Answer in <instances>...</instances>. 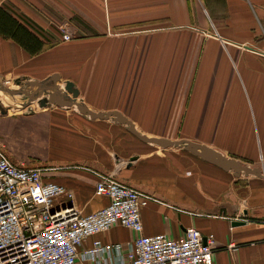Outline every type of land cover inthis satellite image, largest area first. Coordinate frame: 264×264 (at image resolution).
<instances>
[{
  "label": "crops",
  "instance_id": "crops-1",
  "mask_svg": "<svg viewBox=\"0 0 264 264\" xmlns=\"http://www.w3.org/2000/svg\"><path fill=\"white\" fill-rule=\"evenodd\" d=\"M0 6L45 43L32 54L0 34V77L44 81L59 72L92 109L119 110L143 133L204 143L264 173V0H0ZM66 27L81 36L64 40ZM50 92L40 99L48 108L0 120L11 130L5 147L15 163L29 161L20 155L26 147L42 146L45 153L30 155L55 164L44 170L46 178L73 189L83 213L109 203L96 193V172H116L157 198L142 208L144 234L178 238L196 227L214 236L215 264H264V176H237L183 146L145 142L113 116L94 119L50 105ZM137 234L115 226L96 237L126 242Z\"/></svg>",
  "mask_w": 264,
  "mask_h": 264
},
{
  "label": "built area",
  "instance_id": "built-area-1",
  "mask_svg": "<svg viewBox=\"0 0 264 264\" xmlns=\"http://www.w3.org/2000/svg\"><path fill=\"white\" fill-rule=\"evenodd\" d=\"M44 170L15 163L0 143V264H215L214 236L196 227L178 238L144 234L142 208L157 198L116 172H96V193L109 203L83 213L74 190ZM115 226L138 234L126 242L96 237Z\"/></svg>",
  "mask_w": 264,
  "mask_h": 264
},
{
  "label": "water",
  "instance_id": "water-1",
  "mask_svg": "<svg viewBox=\"0 0 264 264\" xmlns=\"http://www.w3.org/2000/svg\"><path fill=\"white\" fill-rule=\"evenodd\" d=\"M61 80V74L59 72H54L50 76V79L44 81L32 80L30 82L31 85L36 87L33 91H31V88H23L21 90L13 89L11 93L17 101H21L25 104L28 99L36 98L37 94L42 95L45 90H51L50 101L52 104L67 107L76 106L81 113L87 114L94 119H107L113 116L115 120L126 124L130 132L145 142L158 144L162 147L183 146L186 150L193 152L204 160L214 163L225 170H233L237 176L242 173L264 176L261 167H251L245 165L240 160L234 157H228L221 151L204 143H199L190 139L173 140L163 136L148 135L141 132L136 127L134 121L119 110L97 111L92 109L86 103L78 101L77 98L80 96V89L75 85L74 81L69 79L65 81V89L68 93H72L71 97L70 95H66V93L61 90L59 86V82H61ZM41 105L44 107L49 106L45 100L41 101ZM242 223V221H234L233 224L238 225Z\"/></svg>",
  "mask_w": 264,
  "mask_h": 264
},
{
  "label": "rangeland",
  "instance_id": "rangeland-1",
  "mask_svg": "<svg viewBox=\"0 0 264 264\" xmlns=\"http://www.w3.org/2000/svg\"><path fill=\"white\" fill-rule=\"evenodd\" d=\"M66 22H68V21H64V23H66ZM68 25H69V23H67V26ZM65 33L70 34L71 39H73L76 37H80L82 32H80L79 30L76 32H72L67 28V30L63 31V34H65ZM63 37H64V35H63ZM65 50H67V49L64 48V51ZM79 50H80V54L84 53V51H85V49L82 46H79ZM64 55H68V54L64 53ZM64 57H66V56H64ZM63 62L67 63L66 65H64L65 72H63V74H64L63 77L68 78L71 74V72L69 71L68 68H70L72 65H71V63H69V60L67 58L63 59ZM48 73L49 72L47 71L46 75ZM41 76L43 77L42 74H41ZM42 77H40V78H42ZM33 79H37V78L33 75H18V76L6 77V78L0 77V120L1 119L3 120L4 117H7V116H17V115H22V114L23 115L33 114L35 109H42L43 108L40 105L39 100L41 98H43L45 93L43 94V96H40L38 99H36L34 101H32V99H28L27 100L28 103L25 102V104L22 103L21 101H17L11 93V91L13 89H17V90H21L23 88H26V89L31 88L32 89L33 86L31 85L30 82ZM61 83L64 84L65 81H61ZM64 90H65V92H67L65 88H64ZM68 94L72 97V93H68ZM77 99L79 101V98H77ZM26 103H27V106H26ZM50 105H52V103ZM53 105H56V104H53ZM48 107L49 106H46L42 110H44ZM71 107L73 109L77 110L76 106H71ZM69 109H71V108H69ZM9 132H11V130H7L4 126H2V124H0V143L3 144L4 146L7 145V139L9 137ZM24 147H26V146H24ZM35 150L38 153L39 152L45 153V149L40 145L37 146L36 148L32 149V150H31L30 146L26 147V149L23 150L24 152H21V154H20L22 156H25V158H27L26 160H29L25 164L29 165V162H30L34 166L42 167L46 170H49V172H52L53 170H55V167H53L55 165L54 163H52L51 165H49L50 163H48V165H46L47 167L44 164H39L38 160H40V159H38V158H40L41 156L39 154H37L36 157H33L32 155H30V153L33 154V152H35ZM34 159H35V161H34Z\"/></svg>",
  "mask_w": 264,
  "mask_h": 264
},
{
  "label": "trees",
  "instance_id": "trees-1",
  "mask_svg": "<svg viewBox=\"0 0 264 264\" xmlns=\"http://www.w3.org/2000/svg\"><path fill=\"white\" fill-rule=\"evenodd\" d=\"M0 34L13 38L32 54L41 51L45 46L44 40L1 6Z\"/></svg>",
  "mask_w": 264,
  "mask_h": 264
},
{
  "label": "bare ground",
  "instance_id": "bare-ground-1",
  "mask_svg": "<svg viewBox=\"0 0 264 264\" xmlns=\"http://www.w3.org/2000/svg\"><path fill=\"white\" fill-rule=\"evenodd\" d=\"M59 86H60V85H59ZM60 88H61V87H60ZM61 90H62V88H61ZM31 91H32V90H31ZM46 91H47V90H46ZM50 91H51V90H50ZM62 91H63V90H62ZM44 92H45V91H44ZM43 94H44V93H43ZM43 94H42V95H43ZM50 94H51V92H50ZM42 95L37 94V95H36V98L32 99V101L38 99V98H39L40 96H42ZM49 96H50V95H49ZM43 100H44V99H43ZM41 101H42V100H40V105H41ZM49 101H50V97H49ZM46 102H47V101H46ZM50 102H51V101H50ZM27 103H28V102H27ZM27 103H26V106H27ZM47 105H48V102H47ZM26 106H25V107H26ZM41 106H42V105H41ZM25 107H24V108H25ZM42 107H44V106H42ZM16 108H17V107H16Z\"/></svg>",
  "mask_w": 264,
  "mask_h": 264
}]
</instances>
